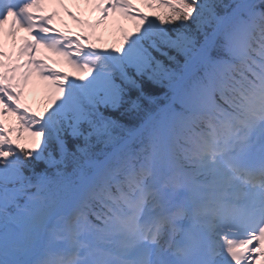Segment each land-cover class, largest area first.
Masks as SVG:
<instances>
[{"label":"snow or ice","instance_id":"snow-or-ice-1","mask_svg":"<svg viewBox=\"0 0 264 264\" xmlns=\"http://www.w3.org/2000/svg\"><path fill=\"white\" fill-rule=\"evenodd\" d=\"M71 3L0 0V264H264V0Z\"/></svg>","mask_w":264,"mask_h":264},{"label":"trees","instance_id":"trees-1","mask_svg":"<svg viewBox=\"0 0 264 264\" xmlns=\"http://www.w3.org/2000/svg\"><path fill=\"white\" fill-rule=\"evenodd\" d=\"M163 91V88H160V89H158L155 93H153V94H155V95H159L161 92ZM146 107L148 106V105H145ZM149 107H153L154 108V106H149ZM114 115H116V117L118 118V119H121V122L122 123H125V124H131V123H137L138 121H130V119L129 118H127V117H124V118H121L120 116H119V114L117 113V114H114Z\"/></svg>","mask_w":264,"mask_h":264},{"label":"rangeland","instance_id":"rangeland-1","mask_svg":"<svg viewBox=\"0 0 264 264\" xmlns=\"http://www.w3.org/2000/svg\"><path fill=\"white\" fill-rule=\"evenodd\" d=\"M131 26V25H130ZM219 171L221 172L222 170L219 169Z\"/></svg>","mask_w":264,"mask_h":264}]
</instances>
